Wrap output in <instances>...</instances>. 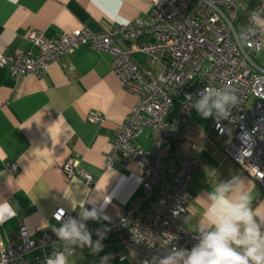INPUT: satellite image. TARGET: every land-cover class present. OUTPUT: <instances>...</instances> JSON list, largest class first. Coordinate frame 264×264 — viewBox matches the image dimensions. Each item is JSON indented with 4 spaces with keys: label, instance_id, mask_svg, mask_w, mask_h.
Segmentation results:
<instances>
[{
    "label": "crops",
    "instance_id": "obj_1",
    "mask_svg": "<svg viewBox=\"0 0 264 264\" xmlns=\"http://www.w3.org/2000/svg\"><path fill=\"white\" fill-rule=\"evenodd\" d=\"M151 1L123 0L119 17L127 20L126 25L145 19L152 12ZM236 1L245 8L252 2ZM117 19L111 12L100 11L92 0H0V55L16 51L36 54L29 38L33 31L51 41L78 28L104 33L126 26ZM134 57L145 69L159 72L145 54L138 52ZM112 60L110 53L84 42L71 54L52 60L39 79H16L0 65V203L7 201L15 210L0 223V252L7 244L20 241L22 227L31 239H38L41 230L55 235L60 224L51 214L59 207L72 214L95 209L98 218L86 224L99 228L127 211L131 201L143 194V171L135 161L118 158L107 162L115 131L137 102L135 94L122 88ZM193 103L179 122L176 139L170 141L171 154L163 153L161 160L170 178L185 161L200 159L189 186L186 216L180 223L202 234L208 229L205 211L210 195L219 184L231 181L235 188L243 187L257 213H264V194L209 138L212 117L202 118ZM176 111L173 104L169 118ZM89 113L100 114L101 120L89 122ZM134 143L151 153V128L144 126ZM68 158L77 162L73 176L63 171ZM10 165L16 166L13 172ZM83 172L92 176L93 184H88ZM257 219L264 231V221ZM101 243L104 247L99 253L77 247L70 264H98L103 255H110L108 264H134L136 254L131 250H124L121 261L115 256L123 250L119 232L106 235ZM56 248L62 244L27 253L25 259L29 264H44L42 258Z\"/></svg>",
    "mask_w": 264,
    "mask_h": 264
},
{
    "label": "built area",
    "instance_id": "obj_2",
    "mask_svg": "<svg viewBox=\"0 0 264 264\" xmlns=\"http://www.w3.org/2000/svg\"><path fill=\"white\" fill-rule=\"evenodd\" d=\"M151 2L149 17L115 31L93 33L78 28L51 41L33 31L29 38L36 54L16 51L0 55V65L16 79H39L52 60L71 54L84 42L112 55L114 73L122 88L137 96V102L117 127L107 162L118 158L135 161L143 171V194L104 226H86L93 240L99 238L98 232L105 236L119 232L123 250L115 256L121 261L125 258L124 250H131L136 254L134 264H157L154 258L164 257L174 248L190 250L199 242L201 234L180 222L186 216L190 182L201 161H185L182 169L168 178L161 159L163 153L171 154L169 144L176 139L179 122L206 87H226L237 96L238 103L231 107L227 119L218 120L214 113L208 136L264 194V54L263 65L256 59L264 48V20L251 18L254 10H259L258 16L264 18V0H256L243 26L238 19L245 7L236 0ZM115 33L119 36L115 37ZM246 41L251 43L245 44ZM138 52L157 65V74L141 66L134 57ZM173 104L177 105L176 115L169 118ZM87 120L95 123L101 116L89 113ZM144 126L152 131L151 153L134 143ZM15 168L10 165L9 170L13 172ZM76 168L73 158L63 165L69 176L75 174ZM82 174L88 184L94 183L91 175ZM80 212L72 214L59 207L51 218L60 224L58 218L79 219ZM57 244L62 243L56 235L41 230L38 239H31L22 227L20 241L1 250L0 264H29L25 259L27 253ZM102 257L107 256H101L98 264Z\"/></svg>",
    "mask_w": 264,
    "mask_h": 264
},
{
    "label": "clouds",
    "instance_id": "obj_3",
    "mask_svg": "<svg viewBox=\"0 0 264 264\" xmlns=\"http://www.w3.org/2000/svg\"><path fill=\"white\" fill-rule=\"evenodd\" d=\"M92 3L102 12L113 13L118 23L126 25L127 20L119 17L123 0H92ZM259 10L251 13L252 19H262ZM246 41L245 44H250ZM189 99V97H188ZM238 103L235 93L229 88L218 89L206 87L193 107L202 118L212 117L227 119L231 107ZM243 185L244 181H240ZM250 194L243 187L235 188L231 181L219 184L210 195V203L205 211L206 229L199 242L190 250L172 249L164 257L154 258L157 264H264V231L260 220L264 221V213H257L250 207ZM15 210L4 201L0 203V223L12 217ZM95 209L83 208L79 219L68 216L58 218L60 227L54 229L56 237L61 241L62 248H56L45 258L44 264H70L75 249L88 247L93 253L102 251L101 241L105 235L98 232L94 242L92 233L85 221L97 219ZM110 255L101 258V264H106ZM144 264H151L145 261Z\"/></svg>",
    "mask_w": 264,
    "mask_h": 264
},
{
    "label": "trees",
    "instance_id": "obj_4",
    "mask_svg": "<svg viewBox=\"0 0 264 264\" xmlns=\"http://www.w3.org/2000/svg\"><path fill=\"white\" fill-rule=\"evenodd\" d=\"M255 2L256 0H252V2L247 4V7L245 8V10H243V12L239 15L238 23L240 26H243L248 20V17L251 13L252 7L255 4Z\"/></svg>",
    "mask_w": 264,
    "mask_h": 264
},
{
    "label": "rangeland",
    "instance_id": "obj_5",
    "mask_svg": "<svg viewBox=\"0 0 264 264\" xmlns=\"http://www.w3.org/2000/svg\"><path fill=\"white\" fill-rule=\"evenodd\" d=\"M263 50L262 51H260V53H258L257 54V56H256V59L258 60V61H260V62H262V54H263Z\"/></svg>",
    "mask_w": 264,
    "mask_h": 264
}]
</instances>
